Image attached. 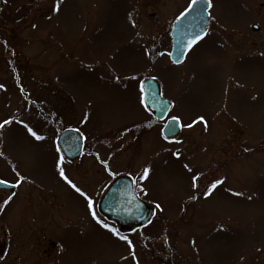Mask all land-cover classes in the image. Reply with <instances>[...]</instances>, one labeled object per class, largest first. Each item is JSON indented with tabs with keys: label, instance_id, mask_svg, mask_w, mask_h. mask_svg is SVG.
Wrapping results in <instances>:
<instances>
[{
	"label": "rangeland",
	"instance_id": "rangeland-1",
	"mask_svg": "<svg viewBox=\"0 0 264 264\" xmlns=\"http://www.w3.org/2000/svg\"><path fill=\"white\" fill-rule=\"evenodd\" d=\"M3 2L1 39L15 46L22 75L20 87L7 78L12 55L0 45V180L27 181L38 200L37 188L59 195L54 215L42 213L55 248L29 263L264 264V0H211L208 33L180 65L170 60V30L192 0H59L58 11L56 0ZM148 79L179 118L173 142L151 120ZM25 94L58 130L96 144L112 173L135 178L157 211L149 226L121 234L101 218L97 204L112 178L93 158L72 167L52 125L25 117ZM122 130V144H113ZM93 179L91 190L76 191L77 180ZM18 245L0 264L24 253Z\"/></svg>",
	"mask_w": 264,
	"mask_h": 264
},
{
	"label": "flooded vegetation",
	"instance_id": "flooded-vegetation-1",
	"mask_svg": "<svg viewBox=\"0 0 264 264\" xmlns=\"http://www.w3.org/2000/svg\"><path fill=\"white\" fill-rule=\"evenodd\" d=\"M4 5L5 4L3 2L2 10L4 9ZM1 26L3 25L1 24ZM0 32H1V28H0ZM1 37L2 36L0 33V45H2L5 48L7 47L9 49L10 55H12L9 57L10 61L8 62V64L10 65L11 72H8V74L6 73L7 78L13 79L14 83L17 84L18 87H20L21 86L20 76L22 75V73L18 71V68L14 65V62L12 61L13 54L15 53V49L13 48L15 46L7 45L8 42L6 40L1 39ZM24 97L26 100L29 101L27 109H25L24 111V114H26L25 117L30 112H34V115L39 116L41 118V120H39L40 126L50 123V125H52V128H54L58 134L66 129L75 130L74 128H66L63 130H58L57 127L55 126L54 119L48 116L43 106L37 103H33L29 98V95L27 94ZM150 117L152 122L163 123V126L165 125L166 121L173 119V117H170V113L167 116V119L162 122L154 118L152 112H150ZM126 135H127V131L122 130L121 134H119V136L115 138L116 141H114L113 144L119 143L121 145L122 144L121 139H124ZM82 139H83L82 152L77 156V158H75L74 160H67L65 157L64 158L68 162H70L72 167L77 169V171L78 170L81 171L83 160L85 159L90 160L91 158H93L94 161L101 164L103 170L105 171V174L110 178H112V180H110L108 186L106 187L104 192H102L99 198L97 209L99 207V203L101 199L103 198V195L117 177L127 176L131 178V180L133 181L134 188L136 189L135 181H134L135 178L133 176L124 173H119V174L112 173L111 165H106L105 162L102 163L101 161H99L100 154L96 150L95 147L96 144L88 145L83 137ZM175 139L176 138L167 139V140L173 142ZM94 164L92 163V165ZM25 182L23 179L19 178L13 182H6V184H8L7 188H0V218H1L0 219V263L1 262L6 263V260L8 259L7 258L8 252L11 249H13L15 243L19 244L18 250L22 252L24 251V253H21V255L16 256L13 260L9 259V262H7V264H22L23 262L24 264H30L29 262H31L32 253H34V256L41 255L45 259L46 250L52 251L55 248V243H53V241H51L47 236V228H48L47 225L50 218H47L48 214L44 216L42 213L45 212L48 213V210H50L52 211L51 214L54 215L55 206L53 205V202L56 200L57 197H59V195L49 194L37 188L34 190L38 192V196L41 199L38 200L32 198V190H31L32 185L29 184L27 181ZM77 182H79L82 187V189H80V192L82 193L86 192L85 186H87V189L91 190V186L95 185L94 179L92 184L85 183L80 180H77ZM89 197H91V194L89 195ZM99 214L102 219L107 220L101 213ZM5 218H7V222H4Z\"/></svg>",
	"mask_w": 264,
	"mask_h": 264
},
{
	"label": "water",
	"instance_id": "water-1",
	"mask_svg": "<svg viewBox=\"0 0 264 264\" xmlns=\"http://www.w3.org/2000/svg\"><path fill=\"white\" fill-rule=\"evenodd\" d=\"M0 0V9H1ZM210 6L207 0H197L191 3L189 8L174 22L171 38L173 41L170 60L175 65L182 64L190 49L208 32L210 24ZM254 31L259 27L254 26ZM145 103L154 117L164 121L170 110L171 103L163 99L160 85L154 80H147L143 84ZM179 122L168 121L163 129L166 138L175 137L179 134ZM59 144L69 160H74L82 152L83 140L73 130L62 133ZM8 185L0 183V188ZM100 212L111 222L118 225L121 230H135L150 223L154 217L152 210L136 194L132 181L127 177H119L112 184L102 199L99 207Z\"/></svg>",
	"mask_w": 264,
	"mask_h": 264
},
{
	"label": "snow or ice",
	"instance_id": "snow-or-ice-1",
	"mask_svg": "<svg viewBox=\"0 0 264 264\" xmlns=\"http://www.w3.org/2000/svg\"><path fill=\"white\" fill-rule=\"evenodd\" d=\"M196 2H197V0H192V3H193V4H195ZM210 5H211V0H209V6H210ZM54 10H55V11H58V10H59V0H56ZM0 87H2V85H0ZM199 119H200V120H203V117H200ZM173 122L178 123V122H179V118H178V117H173ZM4 123H5V124H6V123H10V121H4ZM191 126H192V125H188V127H191ZM0 127H3V124H0ZM28 131L31 132L32 135L36 137V139H40V138H41V137H39V136L36 134V132L32 131L31 128H29ZM148 171H149V170H148L147 168L144 169V173H143V176L141 177V179H144V178L147 177V175H148ZM60 175H61L62 177H64V178L67 180V177L64 176V172H63V169H62V168H61V170H60ZM193 179H194V181H195L196 179H198V177H194ZM68 182L71 184V181H68ZM0 183H6V182H5V181H0ZM219 183H222V181L217 180V181H215L214 183H212L211 186H210L209 188H206V189H205L206 193H209V194H210L211 190L214 189V188L217 186V184H219ZM72 187H73V188H76V186H75L74 184H72ZM76 191H77V192H80V189H79V188H76ZM81 194L83 195V193H81ZM88 206H89V208H92V202H91V201H89ZM156 207H157V208H160V205L157 204ZM92 216H93V219H97L95 211L92 212ZM97 222L99 223L100 221L97 219ZM102 226L105 227V228H109V226H108L107 224H103ZM109 230L112 231L114 234L118 235V233L116 232V230H115L114 228H111V229H109ZM120 239L127 240V237H125V236H121ZM128 243H129V245L131 246V241H128Z\"/></svg>",
	"mask_w": 264,
	"mask_h": 264
}]
</instances>
